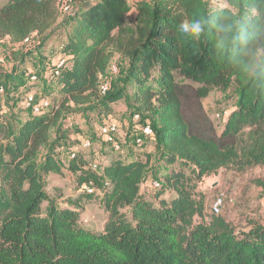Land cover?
Here are the masks:
<instances>
[{
	"label": "trees",
	"instance_id": "1",
	"mask_svg": "<svg viewBox=\"0 0 264 264\" xmlns=\"http://www.w3.org/2000/svg\"><path fill=\"white\" fill-rule=\"evenodd\" d=\"M131 7L138 11L137 37L123 45L122 21ZM60 16L58 0H0V40L20 44L36 34L48 46L66 29ZM185 19L204 21V32L178 33ZM69 23L63 47L74 61L58 77L60 100L20 123L0 120V264H264V224L242 232L220 218L189 232L180 224L189 215L204 217L185 187L184 168L193 167L201 179L233 164L264 165V0H141L131 6L128 0H83ZM117 48L126 51L129 66L124 83L104 94L100 80ZM190 81L233 88L236 105L220 132L201 88ZM127 96L157 118L150 124L159 140L156 173L168 167L159 173L161 182L177 196L158 205L143 196L152 160L146 153L145 160L116 159L104 168L111 188L104 194L102 231L81 226L73 210L53 201L43 215L48 195L37 159L50 146L52 130L59 139L68 136L64 111L76 105L112 113ZM45 159L44 170L60 171L52 153ZM70 165L81 171L86 160L75 155ZM79 177L85 182L83 170ZM123 205L131 207L134 223L120 212Z\"/></svg>",
	"mask_w": 264,
	"mask_h": 264
},
{
	"label": "rangeland",
	"instance_id": "2",
	"mask_svg": "<svg viewBox=\"0 0 264 264\" xmlns=\"http://www.w3.org/2000/svg\"><path fill=\"white\" fill-rule=\"evenodd\" d=\"M138 1L141 0H128V4L131 6ZM144 1L150 3L153 0ZM82 3L83 0H58L61 7L60 18L66 29L61 37H56L48 46L43 47L36 34L20 44H12L9 39L0 40V76L3 86L0 96V120L5 121V124H17L31 117L33 112L27 104V95L32 91H36L38 103L45 99L49 102L48 106L42 105L45 112L53 108L55 99L60 100L62 95L58 77L62 70L71 68L74 61L72 53L63 45L69 38L68 28L73 11ZM137 15L136 7H131L123 17V32L120 34L123 45L128 42V38L137 37ZM116 32L117 29L113 31ZM23 60L25 64L22 65ZM129 62L126 51L119 48L114 50L108 72L100 80L102 93L105 94L114 86L124 83ZM17 75H20V79L15 82L13 77ZM33 75L37 77V81L32 83ZM177 79L182 80L181 77ZM190 82L201 88L205 111L220 132L236 105L233 88H216ZM30 85L35 89L30 90ZM112 108V113H105L71 105L64 111L62 124L68 128V136L66 139H59L56 131L52 130L50 146L42 148L37 159L38 172L48 195V200L42 204L43 215L47 214L50 201H53L59 208L73 210L81 226L95 232L102 231L108 219L104 194L111 188L105 178L104 168L116 159L126 162L139 155L145 159L149 150L152 160L141 184V193L149 203L155 205L159 204L160 198L170 200L177 196L161 182L159 173L168 167H163L156 173L157 150L153 148L159 145L157 137H151L153 141L149 140L146 148L144 141L136 143L135 136L138 135H132L137 127L133 122L135 113L139 112L144 121L153 126L157 124V118L150 112L140 111L128 96L114 103ZM103 125L113 128L116 145L104 141L100 133ZM47 153H52L60 171L44 170ZM75 155H81L86 160V165L81 167V171L72 169L70 165V160ZM173 167L176 170L182 169L179 164ZM82 170L86 180L81 184L79 176L82 175ZM183 170L185 187L194 203L203 207L204 213V217L189 215L180 222L186 232L193 230L203 221L212 223L217 218L222 219L236 232L247 231L254 223L264 224V165L241 168L233 164L201 179L197 177L193 167ZM217 197L223 198L224 207L221 214L213 215L210 213V205ZM119 210L129 221L135 222L130 206H120Z\"/></svg>",
	"mask_w": 264,
	"mask_h": 264
},
{
	"label": "built area",
	"instance_id": "3",
	"mask_svg": "<svg viewBox=\"0 0 264 264\" xmlns=\"http://www.w3.org/2000/svg\"><path fill=\"white\" fill-rule=\"evenodd\" d=\"M63 10V9H62ZM32 83L37 81V77L35 75L31 76ZM31 83V84H32ZM3 93V86H0V96H2ZM36 91H32L28 93L27 95V104L28 106H31V110L34 114H39L42 112H45L46 110H43L42 105L48 106L49 102L45 99L43 102L38 103L36 100ZM133 122H135L139 132L141 135L135 136L136 143L143 142V139L146 137H154L155 132L150 124L148 123H142L141 122V115L140 113H135L133 115ZM113 128L109 125H103L100 128V133L106 143L116 145L115 135L112 132ZM89 142L86 143L88 145ZM224 207V200L221 197L215 198L211 205H210V213L213 215H219L222 213Z\"/></svg>",
	"mask_w": 264,
	"mask_h": 264
},
{
	"label": "clouds",
	"instance_id": "4",
	"mask_svg": "<svg viewBox=\"0 0 264 264\" xmlns=\"http://www.w3.org/2000/svg\"><path fill=\"white\" fill-rule=\"evenodd\" d=\"M225 25H221L223 29ZM205 30V22L201 19H185L176 27V31L185 37H199Z\"/></svg>",
	"mask_w": 264,
	"mask_h": 264
},
{
	"label": "crops",
	"instance_id": "5",
	"mask_svg": "<svg viewBox=\"0 0 264 264\" xmlns=\"http://www.w3.org/2000/svg\"><path fill=\"white\" fill-rule=\"evenodd\" d=\"M30 86H31V85H30ZM32 89H35L34 86H33V87H32V86L30 87V90H32ZM33 115H36V114L32 113L31 116H33ZM134 131H135V132H134ZM134 131H133L134 133H133L132 135H134V134H135V135H139V134H140V132H139V130H138L137 127L134 128ZM149 140H152V141H153V138H144V139H143V141H144V147L148 148L147 144H148V141H149ZM153 149H156V146H155ZM146 153H151V152H150V150H149V152H146ZM141 159H142V156H141ZM142 160H145V159H142Z\"/></svg>",
	"mask_w": 264,
	"mask_h": 264
}]
</instances>
